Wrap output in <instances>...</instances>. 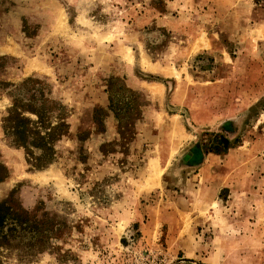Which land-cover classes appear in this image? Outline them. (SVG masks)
<instances>
[{
  "label": "rangeland",
  "instance_id": "rangeland-1",
  "mask_svg": "<svg viewBox=\"0 0 264 264\" xmlns=\"http://www.w3.org/2000/svg\"><path fill=\"white\" fill-rule=\"evenodd\" d=\"M44 103L36 169L3 126ZM4 201L58 231L3 264H264V0H0Z\"/></svg>",
  "mask_w": 264,
  "mask_h": 264
},
{
  "label": "trees",
  "instance_id": "trees-1",
  "mask_svg": "<svg viewBox=\"0 0 264 264\" xmlns=\"http://www.w3.org/2000/svg\"><path fill=\"white\" fill-rule=\"evenodd\" d=\"M113 82L110 83L108 92L111 93ZM111 102V108L115 111L119 121L117 104ZM15 104L10 110L9 116L4 120V134L11 138L14 146L23 147L31 158V165L36 169H42L51 164L55 158L54 146L66 133L67 126L64 123L63 114L56 117V125L52 124V111L58 110L48 104L39 108L20 107ZM21 111H20V110ZM28 111L37 117L36 121L25 118L22 114ZM135 115L138 113L133 110ZM135 118V120L137 119ZM231 148L230 141L220 137L217 155L224 154ZM33 149L39 150L41 154L34 156ZM54 226L47 223L44 218L31 216L18 204L4 201L0 203V264H3L4 253L16 254L21 259L32 260L49 250L50 238H57ZM51 234H53L51 236Z\"/></svg>",
  "mask_w": 264,
  "mask_h": 264
},
{
  "label": "crops",
  "instance_id": "crops-1",
  "mask_svg": "<svg viewBox=\"0 0 264 264\" xmlns=\"http://www.w3.org/2000/svg\"><path fill=\"white\" fill-rule=\"evenodd\" d=\"M214 184H215V183H214ZM217 185H218V183L216 184L215 187H217ZM218 189H219V191H222L224 188H223V187H219ZM178 213H179V212H177V214H178ZM172 218L176 219V218H178V216H177L176 214H174V215L172 216Z\"/></svg>",
  "mask_w": 264,
  "mask_h": 264
}]
</instances>
